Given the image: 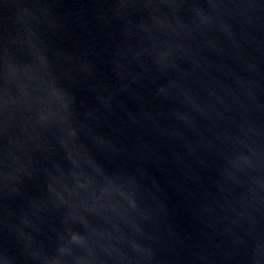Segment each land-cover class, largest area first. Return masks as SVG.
<instances>
[{"label": "water", "instance_id": "95a60500", "mask_svg": "<svg viewBox=\"0 0 264 264\" xmlns=\"http://www.w3.org/2000/svg\"><path fill=\"white\" fill-rule=\"evenodd\" d=\"M0 264H264V0H0Z\"/></svg>", "mask_w": 264, "mask_h": 264}]
</instances>
